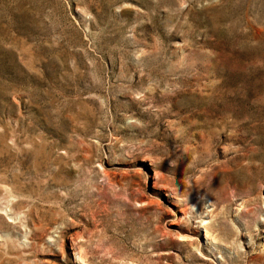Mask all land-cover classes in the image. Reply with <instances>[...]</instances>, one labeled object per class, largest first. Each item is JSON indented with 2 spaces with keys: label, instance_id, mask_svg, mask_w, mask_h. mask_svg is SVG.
Returning <instances> with one entry per match:
<instances>
[{
  "label": "rangeland",
  "instance_id": "374dc122",
  "mask_svg": "<svg viewBox=\"0 0 264 264\" xmlns=\"http://www.w3.org/2000/svg\"><path fill=\"white\" fill-rule=\"evenodd\" d=\"M0 264H264V0H0Z\"/></svg>",
  "mask_w": 264,
  "mask_h": 264
}]
</instances>
